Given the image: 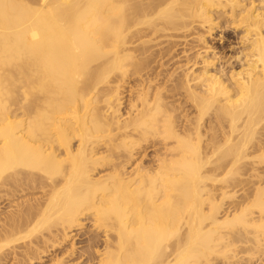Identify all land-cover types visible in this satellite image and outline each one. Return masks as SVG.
<instances>
[{
    "label": "bare ground",
    "instance_id": "bare-ground-1",
    "mask_svg": "<svg viewBox=\"0 0 264 264\" xmlns=\"http://www.w3.org/2000/svg\"><path fill=\"white\" fill-rule=\"evenodd\" d=\"M230 22L222 63L203 34ZM191 26L204 50L167 72L176 44L149 42ZM53 247L59 264H264V0H0V264Z\"/></svg>",
    "mask_w": 264,
    "mask_h": 264
},
{
    "label": "rangeland",
    "instance_id": "rangeland-1",
    "mask_svg": "<svg viewBox=\"0 0 264 264\" xmlns=\"http://www.w3.org/2000/svg\"><path fill=\"white\" fill-rule=\"evenodd\" d=\"M220 19H218L217 20V22L219 21ZM222 22V21H221ZM231 23V22H230ZM227 23V24H224V23H222L221 24V27L219 28L218 26H214L213 28H212V30H211V33H204L201 29H200V27H196V28H194V26H193V29H192V26L191 27H187V28H183L182 30H181V27H180V31H178L177 29L175 30V29H170L168 32H167V30H166V32L168 33H165V34H163L164 33V31H159L160 33H156V35L155 34H151V35H155V38H157V39H155L154 37L151 39V42H149V45L151 44L152 46H150V48H152V50H156V49H159L158 48V43H161V44H159V45H161L160 47L162 48H164V51L166 50V48H167V46L169 45L170 46V44H167L168 42H174L175 44H176V46L174 45V47H171V49L173 50V51H168L167 52V56H169V55H171V53L170 52H172V56H169V57H172V59H170L169 57H165V55L163 56V58H161L160 59V61H165V62H167V61H169L170 62V65L168 64L169 62H167V65H169V67H171L170 69H169V67L168 66H166V65H164V68H166V69H168V70H170V71H167V72H171V70L173 69V68H175V67H177L178 66V64L179 65H181V64H183L184 62L181 60V61H178V60H180V59H183L182 57H181V54H183V53H181V50H182V48L183 49H185V48H188V50L186 49V51H188V52H186V53H188V55L189 56H192V55H195L194 53H196L197 51H203L204 50V47H202L201 48V44H204L202 41H200L199 40V42H198V38H197V33H199V32H203L204 34L203 35H205V37H206V42L209 44V45H212L213 47H215L214 49H215V51L218 53V52H220L219 53V55L220 56H222L223 58H222V63H223V60H229L228 58L229 57H231L232 55H235V53L237 52V50H239V46L241 45V43H240V38H239V35H240V28H238L239 26H236V23ZM216 25H219L218 23L216 24ZM235 26V27H234ZM224 27V28H223ZM222 28V29H221ZM188 29V30H187ZM190 29V30H189ZM191 29H192V31H191ZM195 29V30H194ZM198 30V31H197ZM186 31V32H185ZM194 31V32H193ZM239 31V32H238ZM169 32L170 33H173V34H169ZM177 32V33H176ZM189 32H190V34H189ZM201 32V33H202ZM174 33H175V35H174ZM158 34H160V35H158ZM187 34V35H186ZM163 35H165V37L163 36ZM167 35V36H166ZM150 35L148 34V36H146V38H148ZM157 36V37H156ZM180 36H182V37H180ZM185 38H184V37ZM195 36H196V39H195ZM208 36V37H207ZM159 37V38H158ZM164 37V38H163ZM167 37H169V38H167ZM145 37L144 38H142V39H146ZM163 38V39H162ZM173 38V39H172ZM155 39V40H154ZM158 39H160V42H159V40ZM171 39H172V41H171ZM154 40V41H153ZM167 40H169L168 42H167ZM176 40H177V43H176ZM186 40V41H185ZM195 40V41H194ZM163 43H162V42ZM238 41H239V43H238ZM187 42V43H186ZM194 42H195V44H194ZM197 42V43H196ZM167 44V46H165V44ZM189 43V44H188ZM201 43V44H200ZM188 44V45H187ZM164 45V46H163ZM182 45V46H181ZM157 46V47H156ZM185 46V47H184ZM186 46H188V47H186ZM196 46V47H195ZM166 47V48H165ZM179 47V48H178ZM176 48H178V49H176ZM192 48V49H191ZM170 49V48H169ZM181 49V50H180ZM160 50H162L163 51V49H160ZM191 50V51H190ZM176 51V52H175ZM190 51V52H189ZM194 51V52H193ZM196 51V52H195ZM184 52V53H185ZM192 52V53H191ZM168 53H170L169 55H168ZM175 53V54H174ZM178 53V54H177ZM201 53H203V52H201ZM177 54V55H176ZM192 54V55H191ZM175 56V58L173 59V57ZM183 57H184V54L182 55ZM179 57V58H178ZM164 58H166L167 59V61H166V59H164ZM169 59V60H168ZM175 59H177L176 61H174ZM172 60V61H171ZM232 60V59H231ZM173 62V63H172ZM174 62H175V64H174ZM180 62V63H179ZM155 63H156V65H155ZM154 63V61L152 62V66H153V64H154V66L155 67H157L158 66V64H159V61H156ZM177 63V64H176ZM226 65H228V63H226V62H224ZM166 64V63H165ZM236 63L234 62V65H235ZM176 65V66H175ZM237 65V64H236ZM160 66V65H159ZM159 66H158V68H159ZM163 66H160V68L159 69H157V70H160L161 68H162ZM134 78H136L135 76L131 79V78H126L127 79V81L129 80V81H131V80H133ZM134 82H136L135 80H133ZM133 81H131V82H133ZM131 82L129 83H127L126 85L128 86V85H131ZM124 83V82H123ZM126 83V82H125ZM124 83V84H125ZM121 89H124V90H126L125 88H123V87H121ZM128 90H126V91H123V93L126 95V96H124V94L122 95L124 98H125V101H124V103H123V108L125 109V108H127L128 106H127V103L129 102V101H126V99L128 98L129 99V94H130V92L128 91ZM129 93V94H128ZM122 97V99L124 100V98ZM127 102V103H126ZM126 103V104H125ZM124 105H125V107H124ZM122 108V109H123ZM212 110V109H211ZM211 110H207L206 112H207V114H206V112L202 115V120H204V121H202V122H204L203 123V125H202V128H204V126L206 125V121H208V125H211V123H210V121L209 120H211V117H210V113L209 112H211ZM209 114V115H208ZM210 117V118H209ZM207 119H209V120H207ZM213 124V123H212ZM205 127H207L208 128V126H205ZM207 128H204V130H206ZM203 130V131H204ZM208 130V129H207ZM206 130V131H207ZM205 131V132H206ZM208 133H210V132H208ZM151 142H146L145 143V148L146 149H143L142 150V152H141V154L143 155V151H144V158H147V157H149V156H151V155H153V151L156 149V144L154 143V145H153V142L150 144ZM153 148H155V149H153ZM152 153V154H151ZM221 174V173H220ZM220 174H219V177H220ZM222 175V174H221ZM208 181V180H207ZM210 181V180H209ZM208 181V182H209ZM208 182H206V184L208 183ZM217 183L216 184H218V187H220V184L221 183H224V181H216ZM221 182V183H220ZM210 185V182H209V184H208V186ZM238 192V191H237ZM219 194V190H217L216 191V197H218V196H220V194ZM205 196V195H204ZM222 196H220V198H221ZM219 198V197H218ZM228 197H224V198H222V203H223V205H222V207H225V206H228L229 205V199H227ZM179 199H181V198H179ZM184 199H186V198H183V200ZM219 200V199H218ZM224 200H226V201H224ZM232 200V198L230 199V201ZM179 201H181L182 203H184L183 201H182V199L181 200H179ZM225 202V203H224ZM1 204H3L4 205V202H2ZM225 204V205H224ZM91 212L90 211H88V213L86 212V215H87V217H88V219L86 218V219H84L83 220V223L84 224H82V225H80L78 228H75V230L73 231V232H75V235L73 236V239H71V240H73V242H74V246L75 247H78V249L76 248V250H80V249H85L86 247H85V245L87 244V241H85L83 238H85V234H82L81 232H83V231H86L85 230V228L88 230V228H92L91 227V221H89L92 217H94V216H92V214L89 216V214H90ZM83 216V215H82ZM86 223H88V224H86ZM82 230V231H81ZM81 231V232H80ZM98 231H100V230H98ZM77 232H79V233H77ZM81 234V235H80ZM83 235V236H82ZM82 238H81V237ZM182 235H180L179 237H181ZM70 240V241H71ZM81 240V241H80ZM83 240V241H82ZM78 241V242H77ZM70 242L68 241L67 243L65 242V245H66V247L68 246V244H69ZM83 244V246L81 247V245ZM79 246H80V248H79ZM87 246V245H86ZM66 247H64L63 246V248H66ZM85 247V248H84ZM53 248H55L54 249V252H52L53 250H51V252H49L51 255L50 256H44L43 258H41V259H36L35 261H34V264H59V261L58 262H56V261H54V258H58V257H60V255L61 254H63V253H60V252H64V251H62V250H65V249H61V248H58V250H60V251H58L57 250V248L56 247H53ZM52 248V249H53ZM56 251V252H55ZM56 253V254H55ZM53 254H54V256H53ZM58 254H59V256H58ZM96 256V257H95ZM94 256V258H95V264H96V258H98L99 256L101 257V255H99L98 256V254H96ZM98 256V257H97ZM51 259V260H50ZM80 258H74V259H69V263L71 262V263H79V260ZM48 260H49V262L50 263H48ZM65 260H67V259H65ZM72 260H73V262H72ZM98 260V259H97ZM51 261H52V263H51ZM54 261V262H53ZM8 262H10V263H8ZM8 262H6L7 264H11L12 262H13V260H9ZM81 262V261H80ZM74 263V264H75ZM90 263H92V262H90ZM80 264V263H79ZM85 264H89V263H85ZM94 264V263H93Z\"/></svg>",
    "mask_w": 264,
    "mask_h": 264
}]
</instances>
